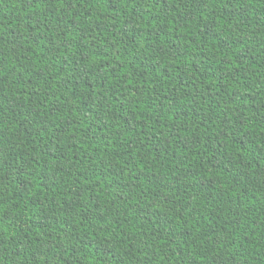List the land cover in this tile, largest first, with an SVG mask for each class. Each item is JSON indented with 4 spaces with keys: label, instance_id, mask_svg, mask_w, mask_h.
I'll use <instances>...</instances> for the list:
<instances>
[{
    "label": "trees",
    "instance_id": "obj_1",
    "mask_svg": "<svg viewBox=\"0 0 264 264\" xmlns=\"http://www.w3.org/2000/svg\"><path fill=\"white\" fill-rule=\"evenodd\" d=\"M0 264H264V0H0Z\"/></svg>",
    "mask_w": 264,
    "mask_h": 264
}]
</instances>
